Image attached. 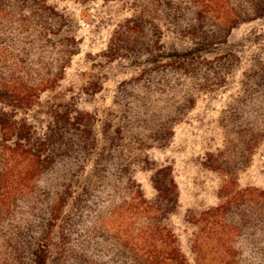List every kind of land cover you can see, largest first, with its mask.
<instances>
[{
    "label": "rangeland",
    "instance_id": "374dc122",
    "mask_svg": "<svg viewBox=\"0 0 264 264\" xmlns=\"http://www.w3.org/2000/svg\"><path fill=\"white\" fill-rule=\"evenodd\" d=\"M0 8L12 13L0 25L10 56L0 73L28 87L57 79L0 109L25 126L24 141L50 145L51 168L34 181L62 187L43 199L92 188L73 235L144 227L152 206L191 264H264V0Z\"/></svg>",
    "mask_w": 264,
    "mask_h": 264
},
{
    "label": "trees",
    "instance_id": "16d2710c",
    "mask_svg": "<svg viewBox=\"0 0 264 264\" xmlns=\"http://www.w3.org/2000/svg\"><path fill=\"white\" fill-rule=\"evenodd\" d=\"M8 14L12 16L0 8V25ZM2 15L5 17L1 18ZM1 40L0 58L6 60L10 57L9 49ZM22 78L16 73H0V102L24 105L41 87L50 88L57 82L44 79L28 87ZM6 114L0 109V264H191L176 235L152 221L153 217L148 215L152 206L145 208L148 220L144 227L124 232L118 225L116 233L110 234L101 223L84 240L73 235L72 228L82 219L74 216L84 207V196L90 195L92 188L82 186L73 201L70 198L76 191H71L72 186L64 187L62 198L43 199L44 195L59 194L62 187L61 179L47 183L44 189L34 181L39 173L51 168L52 157L45 154L50 145L40 139L24 141L25 126ZM23 163L25 166L21 167ZM171 187L172 183L165 190L167 196ZM70 204L74 215L63 212ZM197 254L200 257V251Z\"/></svg>",
    "mask_w": 264,
    "mask_h": 264
}]
</instances>
